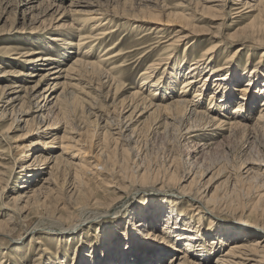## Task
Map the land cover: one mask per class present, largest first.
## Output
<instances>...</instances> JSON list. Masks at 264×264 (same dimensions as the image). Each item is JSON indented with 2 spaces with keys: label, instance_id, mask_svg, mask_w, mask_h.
Segmentation results:
<instances>
[{
  "label": "rangeland",
  "instance_id": "rangeland-1",
  "mask_svg": "<svg viewBox=\"0 0 264 264\" xmlns=\"http://www.w3.org/2000/svg\"><path fill=\"white\" fill-rule=\"evenodd\" d=\"M70 1L39 0L34 3L35 8L29 10L19 3L20 0H0V84L9 86L7 94L0 95V105L5 106L7 99L14 94L11 86L15 83H22L25 86V91L21 93L23 96H26L33 86L37 91H42L45 87L53 88L59 100L53 108L51 118L60 122L57 129L45 136L34 131L25 133V128H34L32 120L40 112H34L28 100L23 104L18 102L13 109H8L6 114L1 113L3 107H0V264H78L77 260L80 264L84 263L82 261L94 264V260L100 261L95 264H104V262L109 263L106 260L108 256H112L111 259H115L114 262L118 263L125 259L128 244L130 248L135 245L134 250L149 251L147 253L150 254V258L153 257V262L159 260L158 264H169L170 257L174 260L181 253L169 248V243L164 244L162 243L164 241H160L162 238V240L167 239L166 234L162 233L163 219L169 217L165 207L170 205L173 207V214H178L180 217L184 215L189 218L192 214L188 212L190 206L187 204L186 196L177 198L176 185L172 183L170 174L167 173L170 172L168 169L170 164L177 175L187 170L199 173L210 170L217 177L213 180L210 196L206 197L209 199L208 202L202 200L203 207L198 203L193 205L194 212L202 215L200 218L203 221L202 227H207V221L213 219L212 213L218 218L215 220L228 223L229 226L238 229L245 244L261 239L262 235L257 230V226L264 225V190L260 187L262 179L260 176H253L255 175L253 173L247 176L241 175L240 168L246 158L248 161V157L253 153L249 160L264 162L263 130L258 131L255 138L253 136L246 140L240 132L230 135L225 130L226 127L216 130L212 127L207 131L200 130L196 132L197 136L186 139L180 135L177 124L164 128V121L156 123L155 121L158 120L155 119L156 115H149L152 111L149 110L133 125V127L139 126L133 144L123 145L117 139V143L115 142L118 136L113 135L111 133L113 131L109 128V124L111 127L113 125L94 116L101 115L105 121L110 116L125 121V116L129 112L121 116V113L114 108L132 99V94L139 89L140 78L147 65L168 53L171 54L169 57L171 59L167 60V65V61L164 60L165 63L160 65L158 71L172 72V69L178 65L183 76L178 75L171 91L166 86L162 87L163 83H161L154 103L167 104L172 97L177 100L188 98L189 103L194 104L193 96L201 86L202 79L195 81L192 87L184 88L185 92H181L182 81L189 76L187 71L194 60L214 44L213 36L219 38L218 41L229 40V46L226 45V48L219 51L214 50L216 59L214 63L220 66L224 59L235 56L233 60L237 69L233 73L236 81L233 82L232 88L236 96L239 95L236 89L253 75L255 76L253 78L257 79L256 83L264 79V0L261 8L250 12L243 10L240 15H236L234 8L241 6L236 4L241 0H222L217 2L220 4L218 7L211 8L210 11L209 9L200 11L201 2L198 1L199 12H194L196 4H188L187 0H178L180 5H175L177 2L173 0L146 2L147 7L156 10L166 9L167 12L183 10L185 15L191 14L189 19H197L199 22L197 24L201 26L192 36L184 39V42L170 47L169 51L166 48L167 43L163 41L174 36V31L180 28L179 23H170L168 26L162 24L161 28H164V32L148 33L149 29L145 23L134 22L132 19L134 16L146 15L151 11L147 9L139 11L140 0H87L96 5L92 8H83V14L93 9L98 11L97 15L100 18L109 16L108 19L112 22L109 26H115L116 31L106 35L105 39L81 40L85 43L79 44L80 35L87 36L93 24L88 21L86 25H82L86 14L83 15L81 11L72 13L66 10L63 16L59 17V14L54 15V9H48L50 7L48 3L68 8ZM39 2L41 4H38ZM82 4L84 5L85 2ZM165 13L160 14L163 20L170 17ZM6 45L19 46L22 50L17 51L21 54L34 51L28 56L32 58V62L23 61L25 57H19L18 53H12V50L2 49ZM111 46L114 47L111 50L115 56L100 61L107 57L105 55L111 51L107 48ZM239 46L242 48L236 52ZM39 56H47L51 60L46 62L37 60ZM76 57L83 59L82 61H100L102 69H109L108 74L117 81L109 80L97 70L84 69L86 70L84 71L81 68L80 72L75 71L73 74L67 71L55 72L54 69L63 70L70 65L78 67L72 64ZM51 64L55 66L54 69H46ZM252 69L256 72L251 73ZM212 81L208 86L201 87L203 88L201 102L194 104L193 107L197 111L209 113L210 116L216 115V119L224 115L229 116L227 119L229 121L232 118H239L237 115H230L233 108L230 106L226 111H221L222 114H213L206 109V106L210 105L208 98L214 93ZM145 89L143 96L150 92L154 93L152 88ZM162 94L165 96L160 100ZM219 96L221 97V93L215 95L217 100H220ZM236 96L233 104L236 102ZM262 100L263 97L257 96L255 104L249 107V124L253 123L258 115ZM11 110L14 112L11 113ZM25 111H29L25 115L29 122L28 126L25 122L18 123L14 120L15 117L17 119L21 117L18 112ZM52 136L57 138L53 140ZM47 139L53 140L51 149L41 143ZM36 142L38 143L33 145L31 153L46 149L42 155L51 158V162L43 169L42 174L29 180L25 176L26 170L20 167L24 157L21 151L26 153L31 148L28 144ZM200 143L206 146L197 148ZM8 144L11 146L9 147ZM61 146H68L65 153L61 152ZM68 151L78 156L72 159L74 169L70 171L75 176L77 173L79 182L85 183L80 189L83 194L80 196L67 192V182L74 178V175L67 173V170H55L52 174L54 182L50 185L53 190L49 198L35 201L34 197H30L25 203L26 196L30 195L28 190L40 185L42 178L48 176L50 167L54 163L53 157L60 153L62 156L60 160H63L65 157L68 158ZM31 158L32 155L26 158V164ZM124 159L126 164L129 161V165H125ZM87 170L93 172L91 178L87 176ZM258 173L264 176V170ZM208 176H205L203 181ZM152 188H157L160 192L142 193ZM189 188L193 192L194 183ZM20 198H23V201ZM2 204L5 207H2ZM119 205L123 206L113 208ZM21 207L26 208L21 216L12 213L14 209L18 211ZM105 211L109 212L105 214ZM131 212H138L133 216L132 222L143 226L150 222L149 219L147 220L148 215L156 217L151 225L144 227L149 229L150 234L143 243H138L136 240L139 239L135 237L134 232H131L132 226L128 219ZM78 222L83 224L74 233L63 235L58 232ZM186 222L185 220L180 224L184 226L187 225ZM30 225H36L38 231L28 236L22 235L25 228ZM137 229L136 226L135 231ZM200 231L206 239L207 233L203 229ZM213 235L216 238L221 236L219 239L223 240L229 238L224 227L215 228ZM236 241L229 239L223 243L220 253L226 251L229 243ZM159 246H163L166 250L162 253L163 258L160 259ZM215 253H211L209 259L213 260L217 254ZM9 256L12 258H7ZM149 262L147 259L144 264ZM256 264H264V260Z\"/></svg>",
  "mask_w": 264,
  "mask_h": 264
},
{
  "label": "bare ground",
  "instance_id": "bare-ground-1",
  "mask_svg": "<svg viewBox=\"0 0 264 264\" xmlns=\"http://www.w3.org/2000/svg\"><path fill=\"white\" fill-rule=\"evenodd\" d=\"M38 1L39 0H20L19 3H21V5L24 6V8H29V10H32L35 8L34 3L38 2ZM173 1L177 2L175 5H180L178 0H173ZM198 1L201 2L200 11H202L203 9H209L208 11H210L211 8L215 9V7H218L220 4H217V2H220L222 0H187L188 4H193V3L196 4L194 7V12H199L198 11L199 9L197 6ZM84 2H85V4L83 5L82 3H84ZM139 2L141 3L139 11H142L144 9L145 10L146 9L151 10V11L149 13H147L146 15L134 16L132 19L134 22H141L142 24L145 23V25H147L146 27H148L147 29H149L148 33H152V32H157V33L160 32L161 33L164 30V28H161L163 25L168 26L170 23H172V24L179 23L178 27H180V28L174 31V33H173L174 36L169 37V38H167V40L163 41V42L167 43L166 44L167 45L166 48H168L167 51L170 50V47H174V46L179 45L182 42H184L185 41L184 39H187L188 37L192 36L195 33V31H197L199 29V27H201L197 24V22H198L197 19H189L191 14L185 15L183 10L175 11V12H167L166 9H164V11H162V10H156L155 8L152 9L150 6L147 7L148 5L146 4V2L152 3L153 0H140ZM38 4H41V3L39 2ZM48 4L50 5V7L47 6V7H49L48 9L49 10L54 9V11H53L54 15L59 14V17L63 16V14L65 13L66 10L70 11L72 13H78L80 11L82 12L83 8H87V7L92 8L93 6L96 5V4L94 5L93 2H88L87 0H71L69 5H68V8L67 7L63 8L61 5H56V4H52V3H48ZM209 4H213V5H209ZM236 4H241V6H240L241 9H239L240 7L234 8V9H236V15H240V13L243 10L250 12V11L261 8L262 4H263V0H241V1H237ZM78 7H81V8L78 9ZM85 11H87V10H85ZM97 12H98L97 10H93V9L92 10L90 9L89 11H87V14L86 13L83 14V12H82L83 15L86 14L85 17L83 18L84 23L82 25L84 26V24L87 23L88 21L92 22L93 24H91V28H90L91 30L87 36L80 35L81 38H79V44H84L85 42H83V41L88 40V39H90V40H97L100 38L105 39L106 35L116 31L115 26H113V27L109 26L110 23H112L111 20L108 19L109 16H108V18H104V17L100 18V17H98ZM164 12H166L165 14H168L171 18L169 17L168 19H164L165 21L163 19H161L160 14L164 13ZM100 14H102V13H100ZM241 35H243V34H241ZM213 38L215 41L214 44H211L210 47L207 48L202 53V55H200L199 58L195 59L194 62L188 68L187 74H189V76H187V78L183 79L181 92H185V90L183 91L184 88H189L190 86L192 87V84H194L195 81H197L198 79H200V80L202 79L201 80V82H202L201 86L198 87V89L196 90V92L194 93V96H193V97H195L194 98V104H198V102L201 100V97H202V89L203 88H201V87H203L204 85L208 86L209 83L212 81V79H214L212 81L214 84V93H213V95H211V97L208 98L210 105L206 106L207 107L206 109H209V111H212L213 114H222L221 111H226L227 108L230 106V107H233L230 115L231 114L237 115V117H239L240 119L239 118H237V119L232 118L229 121V120H227L229 118V116H226V115H224L221 118L216 119V115H213L214 116L213 117V116H210L209 113L205 114V112L203 113V112L197 111L193 107L194 104L189 103L190 100L188 98H185V100L184 99L177 100V99H174L171 97L172 100L169 101V103H167V104H161V103L156 104V103H154V101L158 97V96H156V93L159 91V89L161 87V83H163L162 87L164 86V88H165V86H166V88H168V90L171 91V89L174 86V83L176 82V80L178 78V75L181 74V70L178 68V65L172 69V72H167V70L166 71L162 70V72L160 73L158 71V70H160V68H159L160 65L165 63L164 60L169 61V59H171V58H169V57H171L170 53H168V54L166 53L167 55H165L163 57L160 56V57L156 58L155 60L151 61L147 65L145 72L142 73L141 78H140V85L138 86L139 89H137L132 94V96H133L132 99L130 98L131 100L128 103H126V104L122 103V104H120V106L118 105L119 106L118 108H114V109H117L121 113V116L123 115V113L125 114V113L129 112L125 116L126 117L125 121H122V119L119 117L113 118V116H110V117L106 116L107 120L105 121V119L103 117H101V115H98V114L95 115L94 118L96 117L105 123H111V125H113V127H111L109 124V128L113 131L111 133L113 135L115 134L118 136L116 138L114 137L115 142L117 139L123 145L133 142V139H134V137H135V135L139 129L138 125L135 127H133V125L135 123H137L139 121V119L145 113H147L149 110H152L149 113V115H152V114L156 115L155 119H158L157 121H155L156 123H159L161 120L164 121V128H167L169 126L177 124L178 127L180 128V135L186 139H188L190 137L197 136L196 132H199L200 130H206L207 131V129L212 128V127L215 128V130L217 128L219 129V128L226 127L225 130H227L230 135H233L235 132H240L241 134H243V136L246 137V140L252 138L253 136L255 138V134L258 131H261V130L264 131V79H262L256 83L257 79L253 78V77H255L253 75V77H250L242 85H240V87H238L236 89L238 91V94H239L238 96H236L233 93V88H232L233 82L236 81L235 73H233V71H235L237 69L236 65L234 63V60H233V58L235 56H231V58L227 57L226 59L223 60V62L220 66L218 64L214 63L216 61L214 50L219 51L224 47L226 48V45L229 46V44H228L229 40L218 41L219 38H215L214 36H213ZM62 40L63 39H61V41ZM81 40H83V41H81ZM62 42H64V41H62ZM66 44H68V43H66ZM113 48L114 47L111 46L107 49L111 50ZM241 48H242V46L237 47L236 52H238L239 49H241ZM2 49L12 50V53L13 52L18 53L17 50H20V49L22 50V48H20L19 46H15V45H6ZM32 53L31 52L27 53V54L18 53V56L19 57H25V59L23 61L30 63V62H32V58L28 57V56H30ZM105 56H107V57L100 59V61L110 59L111 57H114L115 55L113 54V51L111 50V51L107 52V54ZM37 60L46 62V61H49L51 59H50V57H47V56H39L37 58ZM82 60L83 59L76 57V59H74V61L72 62V64H75L78 67L70 65L69 68L68 67L65 69L63 68V70H62L61 68L54 69L55 66L51 64L46 69H49V68L54 69L55 72L56 71L72 72L71 74L75 73V71H79L81 68H83V70L84 69L97 70L98 73L101 72L103 74V76H106V78L108 77L109 80L111 79V81H117V79L113 78V76L108 74L109 69H105V68L102 69L103 66H102V64L99 63L100 61L99 62H90L87 60H84V61H82ZM168 61L166 62V65H167ZM84 71H86V70H84ZM158 72H159V74H157ZM255 72H256L255 69H252L251 73H255ZM33 74L39 75V73L38 74L33 73ZM166 74H168L167 77H166ZM181 75L183 76V74H181ZM237 80H238V78H237ZM8 87L9 86H7V85H1L0 84V95L1 94H7V92L9 91ZM11 87L13 88L12 92L14 94L7 99L5 106L0 105V107H3L1 113L3 112L6 114L7 110L10 108L13 109L18 102H22V104H23V102L25 100H28L30 102L32 110L34 112H37V113L40 112V114L38 116L34 117V120H32V122L34 123V128H25L26 129L25 133L34 131V132H37L40 134L42 133L45 136V135L51 133L52 131H54L55 129H57L56 127H58L60 122H57L56 120H53L51 118L52 113L54 112L53 108L56 105V103L58 102L57 100H59L58 95H56L54 93L55 90L53 88H46L45 87L42 91H37L36 87L33 86L29 89V91L27 92V95L23 96V95H21V93H22V91H25V86H23L22 83H15ZM146 87L152 88V91H154V93L150 92V93L143 96V94L146 91V89H145ZM165 93H166V91H165ZM219 93H221V97L219 96L220 100H217L215 95L219 94ZM159 96H161V95H159ZM164 96L165 95L162 94V96L159 97L160 100L163 99ZM234 96L237 97L236 102H234L235 104H233V99L235 98ZM257 96L263 97V100H262L261 104H259L260 110L258 112V115L254 118V122L249 124L248 123V120H249L248 111L251 108L250 106L252 104H255L254 102L257 99ZM10 112L13 113L14 110H11ZM28 112L29 111L18 112V114L21 117H19L18 119H17V117H15L14 120L17 121L18 123L19 122L20 123L25 122L26 126H28L29 122H28L27 118H25V115H27ZM21 118H23V119H21ZM95 121H96V119H95ZM112 122H114V123H112ZM153 127H155V126H153ZM158 128H160V127H158ZM223 129H221V131ZM150 131H151V129H150ZM75 133H77V132H75ZM1 135H2V133H1ZM56 138L57 137L54 136L52 139L54 140ZM53 140L47 139V140H43L41 143L48 145V148L51 149L52 145H53V142H52ZM37 143L38 142L28 144V147H31V148H29V150L26 153H23V151H21L22 154H24V157L22 158V163H20L21 164L20 167H22L21 168L22 170H26L25 176L27 178H29V180H30V178H34V177L38 176L39 174H42L43 169L47 168V166L51 162V158H48V157H45V155H42V152L46 151V149H42L41 152H35V153L32 152L31 153V150L34 147L33 145H35ZM248 143H250V142H248ZM25 145H27V144H25ZM8 146L10 147L11 145L8 144ZM116 146H118V145H116ZM198 146H200V147H198ZM198 146H197V148L201 149L202 146H203L202 148H204V146H206V145L200 143ZM66 147H68V146H64V147L61 146V152L62 153L66 152ZM20 148H22V147H20ZM23 149H25V148H23ZM103 150H104V148H103ZM67 153H68L67 154L68 158L65 157V158H63V160H60V157H62V156H60V153L53 157L54 163L50 167L51 170L48 172V176L46 178H42V182L40 185L33 187V188L28 190V192H30L29 193L30 195L28 197L26 196L27 199L24 201L25 203H27V200L30 197H34L35 201L42 200V199L45 200L46 198H49V196L52 194V190H53L50 188V185L52 182H54L53 178H52V174L55 172V170L56 171H58V170L59 171H61V170L66 171L67 170V173L70 172L71 175H74V178H71L70 181L67 182V185H66L67 192H69L70 194H77V195L79 194L80 196L83 194V193H81L80 189L85 185V183L79 182V180L76 177L77 173L75 176V174L70 171V170L74 169V167H72V163H73L72 159H74V157L76 158L78 156H77V154L70 152V151H68ZM100 153H103V152L100 151ZM31 155H32V158L26 164V162H27L26 158L28 156H31ZM252 155H250L249 157H251ZM258 155H260V154H258ZM249 157H248V161H246L247 158H246L245 162H243L244 159L242 160L243 164L241 165V168H240L241 175L247 176L250 173H253V174H255L253 176H256V177L260 176L262 179L260 187L264 190V176L261 175V173H258L260 170H264V162L261 163V162H259L260 160L258 162L253 161V160H249ZM253 158L255 159V157H253ZM257 158H259V157H257ZM127 160H129V159L127 158ZM123 161H124L125 165H127L129 162V161H127V164H126V162H125L126 159H124ZM168 169L170 170V172H167V173L170 174V179L173 181L172 183H174V185H176V188H177L176 192H175L178 196L177 198H181V197L183 198L186 196L187 204H188V206H190L188 212L192 213L189 218L185 217L184 215L180 217L178 214H175V215L173 214V207H171L170 205L165 207L169 217H165V219H163V224H164L163 230L164 231L162 233L166 234L167 239L162 240L163 239L162 238L160 241H164V242H162L164 244L166 242L169 243L168 244L169 248L176 249L181 253L174 260H172L173 257H170L169 264H256V263L264 260V259L261 260V258H263V256H264V254H262L264 252V225L257 226V230H259V232L262 235L260 237L261 239L251 241V242H249V244H245L244 243L245 241H243L241 239L242 233L240 231L238 232L237 231L238 229H234L233 227H231V225L229 226L228 223L221 222L220 220H215L218 218L215 215H213L211 212L210 213L213 216V219L207 221V223H206L207 227H202L203 221L200 220L202 215H199L200 214L199 212H196V211L194 212L195 207L193 205L198 203L200 206H202V202H201L202 200L208 202L209 199L206 197L210 196L209 191L211 190V186L213 185L212 183H214L213 180L217 179V177L214 176V172L211 173L210 170H205V171L199 173L198 171L187 170L181 174L178 173L179 175H177L176 171H173V167L171 166V164L168 166ZM209 173H210V175H209ZM86 174H87V176H89V178H91L93 176V172L91 170H87ZM205 176H208V177L206 178L205 181H203ZM33 181H35V180H32V182ZM193 183H194L195 190L192 192L189 187H191V185ZM82 184H83V186H82ZM195 184H196V186H195ZM147 191H151L152 193L160 192L159 189L152 188L151 190L147 189L145 191H142V193L147 192ZM263 194H264V192H263ZM20 200L23 201V198H20ZM1 206L5 207L4 204H2ZM122 206L123 205L114 206L113 208H121ZM25 211H26V208L21 207L20 210H18V211H16V209H14V211L12 213L17 214V216L19 217V216H21L20 214L24 213ZM109 211H105V214H107ZM137 213L138 212H134V213L131 212L130 215L128 216V219L130 220V226H132L131 232H134L135 237H137L139 239L136 241L138 243H143L144 240H147L146 239L147 235L150 234L149 229H145L144 227H147V225L148 226L151 225L154 222L156 217H155V215H153L152 217L148 215L147 220L149 219L150 222H148L146 220V222H148V224L143 226L142 224L132 222L133 216L137 215ZM102 214H104V213H102ZM28 217H29V215H28ZM193 219H197V220L194 221ZM129 220H128V222H129ZM173 220H174V222H173ZM185 220L187 221L186 222L187 225L184 224V226H182V224L185 222ZM82 222L72 223L70 225V228H67L65 230H60L58 232L62 233L63 235L64 234L68 235V234L74 233L75 230L83 224ZM180 223H182V224H180ZM136 226L138 227V229L135 231ZM223 227H224V229L225 228L227 229V232L229 234L228 235L229 238H226L224 240L219 239V238H221V236L216 238L213 235L215 228L222 229ZM201 229H203V231H205L207 233L206 235H208V236L206 239L203 237V235H201V231H200ZM36 231H38V227H36V225H34V226L30 225L29 227L25 228V231L22 235L28 236L30 234H33ZM161 231H162V229H161ZM8 233H9V231H8ZM6 236L10 238L9 235H6ZM19 239H21V238H19ZM229 239H236L237 241L229 243L226 251L223 253H220L221 252L220 249L222 247V244L226 243ZM129 240H130V236H129ZM129 246H130V244H128V248L125 251L126 254L124 255V258H125L124 260L116 263V262H114L115 259H113V258L111 259L112 256H108L106 260H108L109 263L104 262V264H144L147 259H148V262L149 261L152 262V263L149 262V264H158L157 262L159 260L153 262V257L150 258V254L147 253L149 251H147L146 249L143 250L144 252H141L138 250H134V248L136 247L135 245L133 248H130ZM159 248H160V251H158V254H160L159 255L160 256L159 259H160V258H163L162 253L165 252L166 250H165V248H163V246H159ZM213 252H216L217 254L215 253L216 254L215 258L213 260H211V259H209V255ZM154 256H155V254H154ZM156 257H157V255H156ZM7 258H12V256H9ZM250 261H253V262L250 263ZM76 262L78 264H80L79 263L80 261L77 260ZM82 262H84L83 264H87V262H85V261H82ZM95 263H100V261L94 260V264Z\"/></svg>",
  "mask_w": 264,
  "mask_h": 264
}]
</instances>
